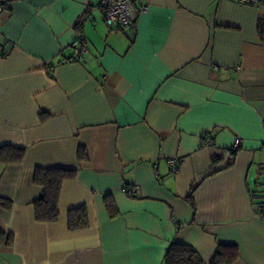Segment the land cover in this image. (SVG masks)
<instances>
[{
	"label": "crops",
	"instance_id": "1",
	"mask_svg": "<svg viewBox=\"0 0 264 264\" xmlns=\"http://www.w3.org/2000/svg\"><path fill=\"white\" fill-rule=\"evenodd\" d=\"M142 2L124 30L101 0L0 8V147L24 150L0 164V264H164L172 242L264 264V6ZM37 169L73 174L52 222L35 218Z\"/></svg>",
	"mask_w": 264,
	"mask_h": 264
},
{
	"label": "trees",
	"instance_id": "2",
	"mask_svg": "<svg viewBox=\"0 0 264 264\" xmlns=\"http://www.w3.org/2000/svg\"><path fill=\"white\" fill-rule=\"evenodd\" d=\"M16 0H0V8H9V3ZM133 25V24H132ZM131 25V26H132ZM130 26V27H131ZM129 27V28H130ZM258 35L262 42H264V22L258 24ZM24 157V150L5 145L0 147V164L19 163ZM219 159L218 156L213 155V163ZM73 176L72 172L52 169L41 170L37 169L34 172V183L41 188V195L34 202V212L37 221L52 222L58 217L57 199L61 188V183ZM188 203L194 207L190 198H187ZM113 204L107 203L106 207L114 216ZM260 214H264L262 208L258 209ZM85 209L79 208L70 211L68 216V226L71 230L84 228L86 223ZM2 235H0L1 243ZM9 238H5V242L10 243ZM195 250L185 244L172 242L167 251L165 252L163 263L164 264H203L199 255L194 252ZM238 256L235 246H220L211 260L210 264H232Z\"/></svg>",
	"mask_w": 264,
	"mask_h": 264
},
{
	"label": "built area",
	"instance_id": "3",
	"mask_svg": "<svg viewBox=\"0 0 264 264\" xmlns=\"http://www.w3.org/2000/svg\"><path fill=\"white\" fill-rule=\"evenodd\" d=\"M241 5H259L264 6V0H236ZM101 9L103 13L104 25L108 28H118L121 30L128 29L135 21V11L145 12L146 6L142 0H101ZM87 14L82 15L76 19L75 26H81L86 19ZM83 34H79L75 40V52L73 59L79 60L81 54L87 52L86 40L83 38ZM233 150H237L240 146L241 141L239 139L234 140ZM208 142V141H207ZM209 143V142H208ZM178 160H169V165L172 173L178 172ZM127 194L135 192L131 187H124L123 190Z\"/></svg>",
	"mask_w": 264,
	"mask_h": 264
},
{
	"label": "rangeland",
	"instance_id": "4",
	"mask_svg": "<svg viewBox=\"0 0 264 264\" xmlns=\"http://www.w3.org/2000/svg\"><path fill=\"white\" fill-rule=\"evenodd\" d=\"M258 183V182H257ZM259 184L264 185V181L259 182Z\"/></svg>",
	"mask_w": 264,
	"mask_h": 264
}]
</instances>
